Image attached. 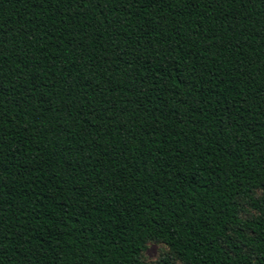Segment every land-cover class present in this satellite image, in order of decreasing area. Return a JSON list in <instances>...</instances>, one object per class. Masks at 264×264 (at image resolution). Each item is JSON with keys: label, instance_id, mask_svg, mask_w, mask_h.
<instances>
[{"label": "trees", "instance_id": "obj_1", "mask_svg": "<svg viewBox=\"0 0 264 264\" xmlns=\"http://www.w3.org/2000/svg\"><path fill=\"white\" fill-rule=\"evenodd\" d=\"M151 242L264 264V0H0V264Z\"/></svg>", "mask_w": 264, "mask_h": 264}, {"label": "rangeland", "instance_id": "obj_2", "mask_svg": "<svg viewBox=\"0 0 264 264\" xmlns=\"http://www.w3.org/2000/svg\"><path fill=\"white\" fill-rule=\"evenodd\" d=\"M255 195L260 196L261 193L257 192L255 193ZM253 215L254 213L245 205L244 212L242 213V217L250 218ZM142 259L146 263H156L161 259H169L174 264H181L178 260L174 258V256H172V254L169 252V249L167 247H165L162 244H157L152 242L146 245V249L142 254Z\"/></svg>", "mask_w": 264, "mask_h": 264}]
</instances>
